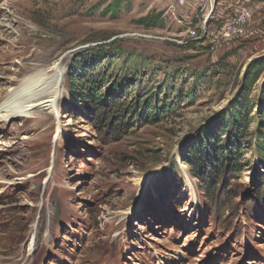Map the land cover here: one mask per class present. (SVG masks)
I'll use <instances>...</instances> for the list:
<instances>
[{"label":"rangeland","instance_id":"374dc122","mask_svg":"<svg viewBox=\"0 0 264 264\" xmlns=\"http://www.w3.org/2000/svg\"><path fill=\"white\" fill-rule=\"evenodd\" d=\"M216 7L208 28L235 12L249 32L209 51L187 43L196 2L0 0V101L31 74L63 68L53 107L0 118V264H264V189L258 195L253 161L264 70L252 85L244 79L251 63H264V0ZM150 13L162 14V26H143ZM97 45L103 92L129 77L126 104L140 89L159 121H136L113 138L93 124L68 73L78 52ZM234 103L247 110L234 135L240 170L210 193L183 153Z\"/></svg>","mask_w":264,"mask_h":264},{"label":"trees","instance_id":"16d2710c","mask_svg":"<svg viewBox=\"0 0 264 264\" xmlns=\"http://www.w3.org/2000/svg\"><path fill=\"white\" fill-rule=\"evenodd\" d=\"M140 22L146 29L162 26V14L150 13ZM188 43L193 47L198 45L192 40ZM104 57L103 45L83 49L73 57L68 73L71 96L89 110L93 116V124L98 130L113 138L130 132L140 120L146 123L159 121L162 118L161 109L150 111L148 105L152 97L151 95L143 97L140 89H137L130 104H126L128 99L121 94V89L125 88L124 83L129 77L120 82L112 79V85L105 93L103 92V87L108 81V73L101 68V60ZM81 65L83 69L80 70ZM263 70L264 63H251L244 77L247 86L255 83ZM258 110H262L263 113L256 122L253 150L256 151L257 157L253 156V161L256 163V179L262 184L257 189L258 195H261L264 189V106L261 104ZM222 118L215 120L213 125L201 127L192 138L193 143L186 147L183 153V161L193 177L201 182L205 191L209 189L210 193L225 188L226 175H233L240 170L241 163L238 159L242 154L240 145H237L239 138L234 135H237L239 123L245 124L246 107L244 105L238 107L234 103L232 110L223 114ZM215 127L219 132L214 129Z\"/></svg>","mask_w":264,"mask_h":264},{"label":"bare ground","instance_id":"6f19581e","mask_svg":"<svg viewBox=\"0 0 264 264\" xmlns=\"http://www.w3.org/2000/svg\"><path fill=\"white\" fill-rule=\"evenodd\" d=\"M210 3L205 2L206 14H210L213 10ZM245 21L244 16L232 17V33L243 34ZM61 69L63 68L60 67V63H55L52 66L53 75L45 77V72L40 71L31 74L21 80L18 85L13 86L9 94L0 101V118L24 116L30 114L34 109L53 107L59 93L57 85L62 76ZM46 92L48 93L47 97L42 98L41 95Z\"/></svg>","mask_w":264,"mask_h":264},{"label":"built area","instance_id":"2783aa9c","mask_svg":"<svg viewBox=\"0 0 264 264\" xmlns=\"http://www.w3.org/2000/svg\"><path fill=\"white\" fill-rule=\"evenodd\" d=\"M185 2V4L196 2L198 3L199 11L196 13L195 17H199V24L195 25V31H189V40L196 41L198 44L206 45L210 50H219L224 43H228L231 40L241 37L248 36V26H243V34L232 33V17L233 15L227 16L224 20L220 21L219 27L208 28L207 20L209 18H217L216 14V4L218 0H177ZM205 2H212L213 14L205 13ZM239 10V9H236ZM188 43V42H187Z\"/></svg>","mask_w":264,"mask_h":264}]
</instances>
